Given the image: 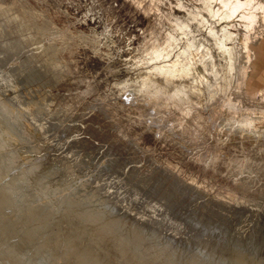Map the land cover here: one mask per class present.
Wrapping results in <instances>:
<instances>
[{"label":"rangeland","instance_id":"1","mask_svg":"<svg viewBox=\"0 0 264 264\" xmlns=\"http://www.w3.org/2000/svg\"><path fill=\"white\" fill-rule=\"evenodd\" d=\"M195 8L206 26L189 20ZM169 16L190 27L168 60L194 45L210 63L177 106L155 98L162 62L141 50L171 31ZM209 25L232 33L224 54ZM260 119L262 17L247 30L200 0H0V264H258Z\"/></svg>","mask_w":264,"mask_h":264},{"label":"bare ground","instance_id":"2","mask_svg":"<svg viewBox=\"0 0 264 264\" xmlns=\"http://www.w3.org/2000/svg\"><path fill=\"white\" fill-rule=\"evenodd\" d=\"M155 2V1H154ZM200 2L203 5V10L206 11L208 14H210V16L212 18H216L218 21L220 20H224V21H231L233 19H238L239 24L244 27L247 30H250L254 27L255 23L257 22L259 17H262V19H264V2L259 1V0H200ZM156 3V2H155ZM180 6V4L178 5ZM202 8V7H201ZM148 10V9H147ZM190 21H196L200 25H205L208 22V20L206 18H203L202 16H200L201 14H199L198 9L195 8V10L190 9L189 12ZM40 16V15H39ZM170 17V16H169ZM200 17V18H199ZM165 18V17H164ZM171 18V17H170ZM45 19V18H44ZM172 19V28L171 31H168L164 38H162V40H158L157 36H155L154 34H151L150 38L147 39L142 47V53L144 52L146 56H148L147 58L144 57V59L146 61H158V62H162L161 64H156L153 67V71H155V81L152 82L154 83V85L158 86V89L156 90L158 97H161L166 101H170L172 103H175L176 106L179 103H182V101L184 100L185 96H188L189 90L185 89L187 86H190L192 89L199 91V88H195V86H193L192 83L194 80V76L193 73L196 71V66L198 64L202 65V67L204 69H207V66L210 65L209 63V54L207 53L206 49L203 47H195L194 45L191 46V50H186L183 52L178 53L177 55H175L172 59L168 60L170 55H171V51L169 50H173L172 47L174 44H176V42H178L180 39H182V37H187V30L189 29V24L185 23L184 21H180L179 19ZM168 30V29H167ZM49 33V32H48ZM208 33L211 36H216V40H215V46L217 48V50L219 49L223 54H224V42L225 40L229 39L232 37V33L228 32V30L225 28L222 32V34L220 36L216 35V32L213 30V28L211 27V25H209L208 27ZM250 33L245 35V39H244V47L246 48V41L248 40ZM247 39V40H246ZM84 40V39H83ZM61 44V42H60ZM53 45V44H52ZM176 46V45H175ZM53 47V46H52ZM61 47V46H60ZM79 47V46H78ZM59 48V47H58ZM56 49V48H55ZM63 49V48H62ZM55 52V51H54ZM73 52V51H72ZM143 56V55H142ZM226 57V56H225ZM143 58V57H142ZM211 68H214V72H212L213 70L211 69V72L213 74V78H214V82H215V86L218 85V88L220 89V83H221V75H220V71L215 68L214 64H211ZM175 83H177L178 85H174ZM141 84L143 86H147V83L145 81H141ZM172 86L171 89H167L168 87ZM148 87V86H147ZM151 87V86H150ZM147 89V88H146ZM148 90V89H147ZM146 90V93L148 92ZM150 90V89H149ZM154 91V90H153ZM152 91V92H153ZM218 89H213L210 92V97L214 98L215 94L218 93ZM144 92V91H143ZM155 92V94H156ZM149 93V92H148ZM144 94V93H143ZM152 93H150L151 95ZM149 96V94H148ZM156 96V95H155ZM150 98V96H149ZM154 98V96H153ZM154 98V99H155ZM138 99V98H137ZM152 99V98H151ZM188 99V98H187ZM134 100V99H133ZM132 100V101H133ZM189 100V99H188ZM161 101V100H160ZM148 102V101H147ZM146 102V103H147ZM137 103V101L135 102ZM163 104V103H162ZM189 104V103H188ZM194 104V103H193ZM158 105V104H157ZM197 105V104H196ZM154 106V105H153ZM168 106V105H167ZM182 106V105H181ZM166 107V105L164 106ZM197 107V106H196ZM153 108V107H152ZM180 108V107H179ZM191 108V107H190ZM159 109V108H158ZM162 109V108H161ZM185 109V107H184ZM187 109V108H186ZM194 109V107H193ZM188 110V109H187ZM191 111V109H189ZM103 111V110H102ZM179 111V110H178ZM188 111V113L190 112ZM111 112V111H110ZM187 112V111H186ZM159 114V113H158ZM186 114V113H185ZM256 121V120H255ZM253 119H249L248 121L244 120V121H239L237 119L238 125L236 127H239V129H243L244 126H247L249 128H254L256 122ZM258 121H262L261 119ZM178 122V121H177ZM236 122V121H235ZM236 122V123H237ZM264 122V121H262ZM173 123V122H172ZM231 123V122H230ZM258 123V122H257ZM261 123V122H259ZM215 125V124H214ZM234 125V124H233ZM219 126V125H218ZM180 129V128H179ZM249 130V129H248ZM253 130V129H252ZM239 137H246V135L244 134L243 131H239ZM249 136V135H248ZM129 144V143H128ZM133 145V144H132ZM100 149V148H99ZM124 149V148H123ZM102 155V154H101ZM240 163V162H239ZM246 165V164H245ZM249 166V164H248ZM242 167V166H241ZM240 168V167H239ZM163 169V168H162ZM242 169V168H241ZM252 171V170H251ZM241 172V171H240ZM239 172V173H240ZM254 173V172H253ZM243 175V174H241ZM251 175V174H250ZM254 175V174H253ZM240 176V175H239ZM247 176V174H246ZM245 176V177H246ZM254 177V176H253ZM12 178V177H11ZM12 181V179H11ZM240 181V180H239ZM144 184V183H143ZM181 184V183H180ZM153 188V187H152ZM240 188V187H239ZM187 189V188H186ZM251 189V188H250ZM243 190V187H242ZM1 191V190H0ZM244 191V190H243ZM254 191V190H253ZM250 192V191H249ZM252 193V192H251ZM258 194V193H257ZM15 195V194H14ZM246 195V194H245ZM243 194L242 197L245 196ZM261 196V194H258V196ZM3 196V195H2ZM247 196V195H246ZM240 197V195H239ZM257 197V196H256ZM227 198V197H226ZM259 198V197H258ZM257 198V199H258ZM240 200V199H239ZM243 200V199H242ZM245 200V199H244ZM243 200V201H244ZM250 201V199H248ZM255 200V199H254ZM264 200V199H262ZM215 201V200H214ZM230 201V200H229ZM253 200L251 199V202ZM256 201V200H255ZM260 201V200H257ZM246 202V200L244 201ZM248 202V201H247ZM26 203V202H25ZM229 203V202H228ZM258 203V202H257ZM256 203V204H257ZM264 202H261V204ZM224 204V203H223ZM226 204V203H225ZM233 204V203H232ZM243 204V202H242ZM245 204V203H244ZM249 204V203H248ZM254 204V202H253ZM258 204V205H261ZM251 205V203L249 204ZM225 206V205H224ZM242 206V205H241ZM253 206V205H252ZM251 206V207H252ZM256 207V206H255ZM258 207V206H257ZM224 208V207H223ZM232 208V207H231ZM235 208V206H234ZM250 208V207H249ZM262 208V206H261ZM259 208V209H261ZM13 209V208H12ZM38 209V208H37ZM61 209V208H60ZM222 209V208H221ZM229 209V208H228ZM241 209V207L239 208ZM254 209V207H253ZM258 209V208H257ZM34 210V209H33ZM251 210V209H249ZM255 210V209H254ZM230 211V210H229ZM233 211V210H232ZM258 211V210H257ZM1 212V211H0ZM8 212V211H7ZM35 212V211H33ZM50 212V211H49ZM68 212V211H67ZM249 212V211H248ZM260 212V210H259ZM264 212V211H261ZM260 212V213H261ZM41 213V212H40ZM39 213V214H40ZM65 213V212H64ZM78 213V212H77ZM230 213V212H229ZM241 213V212H240ZM256 213V212H254ZM253 213V214H254ZM258 213V212H257ZM204 215V214H203ZM213 215V214H212ZM243 215V214H242ZM248 215V214H247ZM259 215V214H257ZM256 215V216H257ZM261 215H264V213H261ZM43 216V215H42ZM56 216V215H55ZM206 216V215H205ZM240 216V215H239ZM246 216V215H245ZM245 216H241V217H245ZM255 216V217H256ZM14 217V216H13ZM36 217V216H35ZM67 217V216H66ZM250 217V216H249ZM254 217V218H255ZM22 218V217H21ZM80 218V217H79ZM208 218V217H207ZM226 218V217H225ZM246 218V217H245ZM261 218V217H260ZM259 218V219H260ZM262 218H264V216H262ZM262 218L260 220H262ZM240 219V218H239ZM247 219V218H246ZM252 219V218H250ZM21 220V219H20ZM60 220V219H59ZM65 220V219H64ZM80 220V219H79ZM99 220V219H98ZM97 220V221H98ZM102 220V219H101ZM112 220V219H111ZM115 220V219H113ZM130 220V219H129ZM212 220V219H211ZM229 220V219H228ZM255 220V219H254ZM49 221V220H48ZM207 221V220H206ZM237 221V220H236ZM244 221V220H243ZM249 221V220H248ZM251 221V220H250ZM253 221V220H252ZM15 222V221H14ZM57 222V221H56ZM114 222V221H113ZM120 222V221H118ZM229 222V221H228ZM242 222V221H241ZM256 223V221H254ZM253 222V225H254ZM28 223V222H27ZM45 223V221L43 222ZM70 223V222H69ZM92 223V222H91ZM97 223V222H96ZM250 223V222H249ZM252 223V222H251ZM23 224V223H22ZM107 224V223H106ZM105 224V225H106ZM112 224V223H111ZM123 224V223H122ZM246 224V223H245ZM29 225V224H28ZM53 225V224H52ZM55 225V223H54ZM84 225V224H83ZM101 225V224H100ZM237 225V224H236ZM242 225V223H241ZM244 225V224H243ZM242 225V226H243ZM249 225V224H248ZM25 226V225H24ZM45 226V225H44ZM72 226V225H71ZM87 226V225H86ZM90 226V225H89ZM130 226V225H129ZM242 226H240L241 228H243ZM256 226V225H255ZM69 227V226H68ZM99 227V226H97ZM102 227V226H101ZM235 227V226H234ZM238 227V226H237ZM239 227V228H240ZM247 227V226H246ZM245 227V228H246ZM249 227V226H248ZM64 228V227H63ZM89 228V227H87ZM127 228V227H126ZM125 228V229H126ZM133 228V227H132ZM131 228V229H132ZM228 228V227H227ZM24 229V228H23ZM26 229V228H25ZM91 229V228H90ZM213 229V228H212ZM106 230V229H105ZM121 230V229H120ZM243 230V229H242ZM240 229V231H242ZM261 230H264V228H262ZM7 231V230H6ZM41 231V230H40ZM89 231V230H88ZM114 231V230H113ZM117 231V230H116ZM114 231V232H116ZM136 231V230H133ZM237 231V230H236ZM244 231V230H243ZM33 232V231H32ZM107 232V230H106ZM129 232V231H128ZM13 233V232H12ZM11 233V234H12ZM62 233V232H61ZM65 233V232H64ZM82 233V232H80ZM109 233V232H108ZM138 233V232H137ZM240 233V232H239ZM7 234V233H6ZM117 234V233H116ZM131 234V233H130ZM139 234V233H138ZM242 234V232H241ZM240 234V235H241ZM9 235V234H8ZM69 235V234H68ZM83 235V234H82ZM81 235V236H82ZM108 235V234H107ZM105 235V236H107ZM123 235V234H122ZM54 236V235H53ZM97 236V235H96ZM110 236V235H109ZM108 236V238H109ZM116 236V235H115ZM7 237V236H6ZM14 237V236H13ZM45 237V235H44ZM143 237V236H142ZM4 238V237H3ZM104 238V237H103ZM242 238V237H239ZM249 238V237H247ZM66 239V238H65ZM85 239V238H84ZM121 239V236H120ZM250 239V238H249ZM80 240V239H79ZM99 240V239H98ZM104 240V239H103ZM113 240V239H112ZM243 239H241L242 241ZM8 241V240H7ZM20 241V240H19ZM30 241V240H29ZM56 241V240H55ZM61 241V240H60ZM90 241V240H89ZM240 241V240H239ZM240 241V242H241ZM74 242V241H73ZM95 242V240H94ZM102 242V241H100ZM108 242V241H106ZM126 242V241H125ZM144 242V241H143ZM2 243V242H1ZM58 243V242H57ZM111 243V242H110ZM109 243V244H110ZM247 243V242H246ZM93 244V243H92ZM97 244V243H96ZM104 244V243H103ZM258 244V243H257ZM115 245V244H114ZM140 245V244H139ZM148 245V244H147ZM219 245V244H218ZM260 245V244H259ZM104 246V245H103ZM102 246V247H103ZM144 246V245H143ZM240 246V245H239ZM261 246V245H260ZM105 247V246H104ZM108 247V246H107ZM106 247V248H107ZM250 247V246H249ZM132 248V247H131ZM130 248V249H131ZM139 248V247H138ZM236 248V247H235ZM98 249V248H97ZM103 249V248H102ZM112 249V248H111ZM247 249V248H246ZM76 250V249H75ZM105 250V249H104ZM147 251V250H146ZM244 251V250H243ZM105 252V251H104ZM152 252V251H151ZM247 252V251H246ZM159 253V252H158ZM240 253V252H239ZM243 253V252H242ZM241 253L242 256H244ZM249 253V251H248ZM42 254V253H41ZM260 254V253H259ZM32 255V254H31ZM73 255V254H72ZM152 255V254H151ZM240 255V254H239ZM247 255V254H246ZM66 256V255H65ZM70 256V255H69ZM97 256V255H96ZM30 257V256H29ZM116 257V256H115ZM136 257V256H135ZM119 258V257H118ZM241 258V257H240ZM243 258V257H242ZM255 258H258L255 256ZM159 259V258H158ZM245 259V258H244ZM242 259V260H244ZM141 260V258H140ZM156 260V259H155ZM246 260V259H245ZM244 260V261H245ZM12 261V260H11ZM64 261V260H63ZM260 261V259H259ZM258 261V262H259ZM113 262V261H112ZM243 262V261H242ZM251 262V261H250ZM256 263H258L255 260ZM246 263L248 264L249 261H246ZM252 263V262H251ZM254 263V261H253ZM252 263V264H253ZM240 264V263H239ZM258 264H264V259H262Z\"/></svg>","mask_w":264,"mask_h":264}]
</instances>
